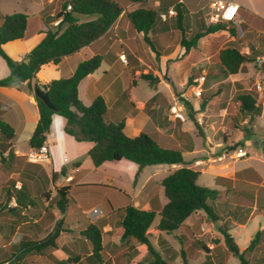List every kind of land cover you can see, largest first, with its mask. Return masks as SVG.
I'll use <instances>...</instances> for the list:
<instances>
[{"label":"crops","instance_id":"1","mask_svg":"<svg viewBox=\"0 0 264 264\" xmlns=\"http://www.w3.org/2000/svg\"><path fill=\"white\" fill-rule=\"evenodd\" d=\"M115 1L124 8H128L131 5L129 0ZM155 1L158 3L157 0ZM184 1H188V3ZM189 1L191 2L189 3ZM192 1L193 0H178V2L185 4L188 11H190V6L194 5ZM207 1L209 4L211 0ZM227 1L238 4L240 8L253 17L254 22L258 23L259 26L264 24V0ZM13 4L15 5L13 6ZM47 8H50L49 15L53 16L61 11L62 4L60 0H0V24L1 17L6 14L24 13L28 15L26 38L11 41L2 46L3 51L12 60L16 62L22 61L44 38L46 25L43 12ZM243 22L239 14L236 23H227V28L225 30L209 34V36L213 38L216 36H224V45L228 41L234 39L229 34L228 28L236 27V29L241 30L240 24ZM49 25L55 27L57 22H53ZM254 30L255 32H261V30L257 28L251 30L249 27L244 33L248 31L253 32ZM171 31L172 29L167 31L160 30L154 34H150L149 37L151 35L155 36V40H160V46L167 50L168 45L166 43ZM143 42L145 43L143 35L141 33H133L128 20L124 15H121L102 37L79 52L66 57L58 65L48 64L42 66L36 77L42 85L52 80L68 78L74 73L80 62L84 60L85 55H103L104 60L100 67L84 78L78 86L79 98L82 103L85 106H89L95 97H104L108 105L109 122L117 123L125 121L126 125L124 131L129 137H134L143 131H147L163 144L175 143L183 151L184 162L175 165L156 164L146 166L142 170H139L135 163L128 160L105 162L101 166L95 167L88 154L93 143L78 142L74 137L66 134L64 131L66 120L55 114L52 117L50 131L46 135V140L44 142V145H47L49 148V161L32 163L28 160L27 155L32 149L29 145V141L39 121V109L34 92L29 90L27 86L28 82H24L19 87H0V118L14 130V138L11 141L13 157L10 159V164L17 161L22 164L16 169V174L19 176L20 171L24 170L27 163L39 165V168L34 167L28 169L30 171L26 169V172L28 171L32 177L43 175L46 180H48L47 185L43 184L42 189L49 194V199L45 201L42 200L39 204L41 207L46 208L50 202L54 200L58 188L67 187V197L70 203L66 212L63 214L60 213L55 205L52 209L55 216H57V211L59 212L58 214H60V217L56 219L57 221L65 220V222H68V226L64 228L61 234H68L70 231L67 228L71 230L74 229L76 223H78V225L86 223V228L92 224H99L104 247L110 242L125 248L140 246L139 243L130 239L121 241L118 235V210L131 204L142 210L153 211L158 216L161 209L168 202L164 187L162 186V181L170 173L182 167L200 172L198 180L203 175L209 174V182L204 187L215 189L220 192V197L218 199L219 204L216 207V211L219 213L223 222L228 220L231 223L242 226L255 218L261 222V218L264 219V138H260L257 141L255 140L256 135H253L242 139L241 142L237 141L233 145H230L229 140L223 139L215 141L212 136L206 134V128L204 130L205 137L204 135L198 136V128L195 126L190 115H192L193 118L197 116L200 126L203 122L207 124L209 119L205 118L209 115V104L203 103L201 107H192L190 105V111L183 104L184 114L181 115V118H175L174 116L164 113V110L160 109L161 106L159 105H157V107L147 106V103L154 97H160L169 102L164 93L155 88L154 94L149 98L139 103L135 102L133 91L138 84L132 88L124 85L122 72L125 70H123L121 66L122 61L120 60V56H125V64L129 63L130 67L127 69L128 72L132 74V77L135 75L133 73L143 74L144 72H137V70L141 69L145 64L137 48L138 45L142 47ZM147 50L152 51L149 46ZM152 52L151 54L153 55ZM160 63L168 65V71L171 73L174 68L181 65V62H177L176 58L170 55L161 57ZM9 73V68L5 60L0 56V80L6 78ZM205 73L206 72L203 71V74ZM152 75L158 78V82L161 80L158 71ZM248 75L249 73L245 72L230 75L227 82L235 83L237 81H242L245 80ZM230 79L232 80L230 81ZM226 112L227 110L222 109L219 114H226ZM263 114L264 105L262 104L261 115L254 117L256 124ZM247 121L246 119L243 123ZM210 125L213 126L212 123ZM19 141L27 144L25 150L20 148ZM227 146L228 149L232 151L238 146V149H242L246 155L229 162L228 158L230 155L227 153ZM252 146H255V149L248 148ZM234 153L237 154V150L234 151ZM6 155L7 153L5 156ZM239 162L245 164L239 165ZM92 186L96 188L94 191L103 190L106 192L102 201L107 204V210L102 211L99 207L94 206L89 211L92 218L87 221L80 219V222H78L76 221L77 216L72 212L71 208L73 205L81 204L83 199L75 200L73 195L75 192L84 191ZM113 193L117 194L119 198H124L123 203L122 200L119 202L122 204H117L113 198H109V194ZM96 208L101 211V214L98 217H93L91 211ZM199 213L204 214L203 211H197L185 221V225L188 229L174 232L173 235L176 237L177 235L180 236L182 233L188 234L194 232L195 224L193 220ZM236 217L238 219L235 220L234 218ZM260 224L261 223H259V225ZM78 225L76 227H78ZM113 226H115V228H113ZM156 228L157 226L153 234L148 231L151 236L152 244L157 251L162 250L164 253H167L169 252V248L168 246L166 247V243L171 234L160 232L156 230ZM85 229L82 232H84ZM112 234L118 236L112 237ZM180 244H182V242ZM80 245L82 246V250L87 253V256L92 254L91 244L85 237ZM181 250L180 252H182ZM54 251L66 254L61 248ZM90 263L94 264V261H88V264Z\"/></svg>","mask_w":264,"mask_h":264},{"label":"trees","instance_id":"2","mask_svg":"<svg viewBox=\"0 0 264 264\" xmlns=\"http://www.w3.org/2000/svg\"><path fill=\"white\" fill-rule=\"evenodd\" d=\"M129 1L131 5L124 8L115 0H60L61 11L53 16L49 15L50 8L43 12L46 25L45 36L20 62L12 60L3 51L2 46L8 42L26 38L28 15L12 13L1 17L0 56L5 60L10 73L6 78L0 80V87H19L22 83L28 82L27 86L31 92L36 87L42 88L47 93L52 105V107H48L35 96L39 109V121L29 141L31 148H39L44 145L46 135L50 131L52 117L57 114L66 120L64 128L66 134L74 137L78 142L93 143L88 154L95 167H99L105 162L128 160L135 163L139 170H142L146 166L156 164L175 165L184 162L183 151L175 143L163 144L147 131L129 137L124 131L125 121L109 122V110L104 97H95L89 106L82 103L79 98L78 86L84 78L100 67L104 60L103 55H85L84 60L68 78L52 80L42 85L36 77L42 66L58 65L66 57L79 52L102 37L121 15H124L128 20L133 33L143 35L145 43L154 52L156 51L149 35L160 30L175 29L179 31L180 45L184 49V53H188L197 46L201 38L227 28L226 23L223 22L206 25L203 18L193 17L185 4L178 0H157L158 3L155 0ZM186 2L188 3V1ZM192 3L194 4L192 7L198 13L203 12V10L201 11L203 6H205L206 13L208 12L207 0H193ZM170 8L176 12V15L169 19L172 24H169L170 21H163L160 17ZM239 14L244 21L240 24L242 32H245L249 27L264 31V24L259 26L254 22L253 17L242 8H239ZM53 22H57L55 27L49 25ZM228 32L234 39L228 41L218 52L219 73L224 78L246 72L245 65L255 63L261 57L257 55L256 49L250 44L246 46L249 49L247 53L242 51L241 39L243 36L238 37L236 27H229ZM261 66L264 70V60ZM140 79L151 85L158 82L157 77L147 73L141 74ZM235 99L243 121L246 119L252 121L255 116L261 115L262 105H259L257 95L247 91L237 95ZM154 100L156 97L151 99L147 106ZM184 105L189 111L191 110L188 103H184ZM190 117L198 128L193 116L190 115ZM13 138V128L0 118V161L4 167L11 165L10 159L13 157L11 141ZM34 167L39 168V165L27 163L19 174L21 187L6 191V197L15 201V206L8 209V213L13 216H20L23 209L35 208L42 200L49 199V194L42 189L43 184L47 185L48 180L43 175L32 177L28 172L30 171L28 169ZM199 176L200 172L182 167L163 179L162 186L168 202L158 214L160 219L156 230L167 234L186 230L188 227L185 225V221L197 211H203L213 223L221 220V217L215 213L219 204L220 192L199 186L197 184ZM67 191V187L58 188L54 198V205L62 214L66 212L70 203ZM121 210L122 213L118 219V235L121 241L130 239L145 247L153 257L150 264H169L168 260L164 259L155 249L148 232L157 214L131 204ZM229 222L226 220L219 227L225 247L232 256L239 260L240 264H251L246 258V253L258 244L260 231L254 234L246 248L241 249L229 233L235 228L229 227ZM55 223L57 227L45 236L41 235L42 225L39 222L33 223L34 225H31L26 233H23L22 239L24 240L17 245L18 251L20 250L21 253L34 252L41 256L52 257V252L59 248L57 237L64 230L61 227L62 220ZM82 236L90 242L92 247V254L89 258L97 264H102L105 247L100 225H89L82 232ZM10 258L9 253H4V261L0 264L9 261ZM77 260L78 257L75 260L67 259L59 263H77Z\"/></svg>","mask_w":264,"mask_h":264},{"label":"rangeland","instance_id":"3","mask_svg":"<svg viewBox=\"0 0 264 264\" xmlns=\"http://www.w3.org/2000/svg\"><path fill=\"white\" fill-rule=\"evenodd\" d=\"M14 5L15 4H13V6ZM204 8L205 6L201 8L203 12L200 14L195 8L190 6V13L193 17L198 19L203 18L205 24L210 25L207 16L208 12L206 13ZM169 19H171V17L166 19L167 22L170 21ZM169 24H172V21H170ZM254 32L255 30L253 32L248 31L244 33L240 29H237L238 37L243 36L241 39V45H243L242 51L247 53L249 49L246 48V46L250 44L256 49L257 55L261 56L255 63L245 65V73H249L245 80L235 83L227 82L229 76L224 78L219 73L218 51L225 45H223L225 40L224 36H216L213 38L207 35L201 38L197 46L191 49L190 52L184 53V49L180 46L179 31L172 29L166 43L168 45L167 50L160 46V40H155V36L152 35L149 38L156 52L147 50L148 46L144 42L142 47H139V45L137 46L138 52L145 63L137 72L154 74L158 71L161 76V80L158 84L149 85L147 82L141 81L139 73H133L135 75L132 77V74H130L127 69L130 67L129 63L125 64L122 62L121 66L123 70H125L122 72L123 83L129 88L138 84L133 91V97L137 103L154 94V88L156 90H161L169 102L163 98L157 97V100L148 104V107H157V105H159L161 106L160 109L164 110V113L171 116L172 108H179L184 103H188L192 107H201L203 103L209 104V115L205 118L209 119L207 124L203 122L200 126L197 116L194 118L198 124V136L204 135L205 137L204 130L206 128V134L212 136L215 141L223 139L229 140L230 145H233L237 141L241 142L242 139L253 135H256L255 140L258 141L260 138H264V114L258 119V125L255 123L254 119L243 123V119L241 118L242 115L238 111L239 108L235 99L237 95L250 91L252 94L257 95L259 105H264V70L261 66L264 60V31ZM165 55L175 57L177 62H181L182 67L178 65L174 68L172 73L169 72L168 65L160 63L161 57ZM203 71L206 73L203 74ZM232 79H230V81ZM198 89L201 90L200 97L195 94ZM222 109L227 110L226 114H219ZM182 114L184 113L182 112ZM211 123L213 126L210 125ZM18 143L21 149H26L27 144L22 141ZM248 148L255 149V146ZM236 150H239L238 146H236L233 151L228 149L227 153L230 155L228 158L229 162L241 158L234 153ZM241 164L245 163L239 162V165ZM21 165V162L17 161L13 162L9 167H4L0 161V262L4 261V253H9L11 258L4 264H60V261H65L66 259L75 260L76 257H78L77 264H88V261L90 262L92 259L87 256V253L82 250V246L80 245L84 238L81 232L86 228V223L81 225L76 223L74 229L71 230L67 228L70 231L68 234L63 235L60 233L58 235L57 245L66 254L53 251L52 257H49L47 255L39 256L34 252L21 253L20 250L18 251L17 245L24 240L22 239L23 233H26L29 227L34 225L33 223L39 222L42 225L41 235L45 236L57 227L55 226V222L57 221L56 219L60 217L58 211L56 213L57 216L52 212L54 200H52L46 208L37 205L35 208L28 207L23 209L20 216H13L8 213V209L15 206V201L13 199H8L5 194L8 190L19 189L21 187L19 176L16 174V169ZM209 179V174H205L198 180L197 184L204 187L208 184ZM94 189L96 188L92 186L84 191L82 190L74 193L73 197L75 200L83 199L81 204L73 205L71 208L72 212L77 216L76 221L80 222V219L84 221L91 219L92 217L89 211L94 206L99 207L102 211L107 210V204L102 201L106 192L103 190L94 191ZM110 197L113 198L117 204H122L124 201V198H119V196L114 193L109 194V198ZM120 200H122V203H119ZM121 213L122 210L119 209L117 214L120 215ZM215 213L219 216L217 211H215ZM53 215L54 218H52ZM234 219L236 220L238 218L236 217ZM263 220L264 219L261 218L260 222L255 218L244 226L231 222L228 223L229 227H235L230 230L229 233L241 249L249 245L256 231H260L258 244L251 251L246 253V258L251 264H264ZM193 221L195 224L194 232L188 234L182 233L180 236L177 235L180 239H178L177 236L175 237L172 233L171 236L168 237L166 243L169 252L164 253V251L158 250L159 254L164 259L168 260L169 264H184L185 262L186 264H240L239 260L228 252L225 247L223 236L219 232V227L223 224V220L213 223L208 219L205 213H199ZM67 223L68 222H65V220H62L61 227L63 229L66 228V226H68ZM158 223L159 217L156 216L149 229L151 234L154 233ZM259 223L261 224L259 225ZM77 225L78 227H76ZM113 228H115V226H113ZM111 236L118 235L112 234ZM181 242L182 244H180ZM180 250L183 251V255ZM152 260L153 257L151 254L142 245L125 248L110 242L105 246V250L102 254V264H150ZM70 264L75 263L71 262ZM94 264L97 263L94 261Z\"/></svg>","mask_w":264,"mask_h":264},{"label":"built area","instance_id":"4","mask_svg":"<svg viewBox=\"0 0 264 264\" xmlns=\"http://www.w3.org/2000/svg\"><path fill=\"white\" fill-rule=\"evenodd\" d=\"M239 5L227 1V0H211L208 4V20L210 24L216 23H236L239 16ZM176 12L173 8H170L167 13H162L160 15L162 20H166L169 17L175 16ZM120 60L126 63L125 56H120ZM196 96H201V90H197L195 92ZM184 111V105L179 108H172V116L175 118H181L182 112ZM246 153L239 149L237 151V156L242 157L245 156ZM27 158L32 163H43L49 161V148L47 145H42L39 148H32ZM93 217H98L101 214L99 209H93L91 211Z\"/></svg>","mask_w":264,"mask_h":264},{"label":"water","instance_id":"5","mask_svg":"<svg viewBox=\"0 0 264 264\" xmlns=\"http://www.w3.org/2000/svg\"><path fill=\"white\" fill-rule=\"evenodd\" d=\"M33 92L34 95L39 98L44 104H46L48 107H52L47 93L42 88L36 87Z\"/></svg>","mask_w":264,"mask_h":264}]
</instances>
